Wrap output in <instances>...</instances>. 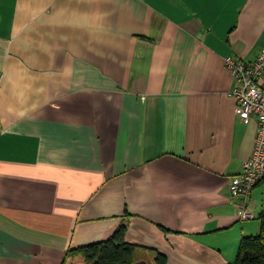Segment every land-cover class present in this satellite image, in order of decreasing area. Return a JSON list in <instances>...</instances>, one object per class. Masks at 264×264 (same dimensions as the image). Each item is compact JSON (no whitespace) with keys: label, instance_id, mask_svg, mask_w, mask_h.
<instances>
[{"label":"crops","instance_id":"1","mask_svg":"<svg viewBox=\"0 0 264 264\" xmlns=\"http://www.w3.org/2000/svg\"><path fill=\"white\" fill-rule=\"evenodd\" d=\"M263 49L264 0H0V264H61L121 223L138 259L230 264L264 179L240 219L257 121L224 56Z\"/></svg>","mask_w":264,"mask_h":264},{"label":"built area","instance_id":"2","mask_svg":"<svg viewBox=\"0 0 264 264\" xmlns=\"http://www.w3.org/2000/svg\"><path fill=\"white\" fill-rule=\"evenodd\" d=\"M224 63L235 82L231 95L236 102V113L241 118L254 117L257 121L252 152L244 159L242 169L232 176L230 182L231 195L239 203L237 215L240 219H246L254 216L248 207L250 192L264 179V89L258 83L264 74V49L252 60L227 54ZM1 77L0 71V80Z\"/></svg>","mask_w":264,"mask_h":264},{"label":"trees","instance_id":"3","mask_svg":"<svg viewBox=\"0 0 264 264\" xmlns=\"http://www.w3.org/2000/svg\"><path fill=\"white\" fill-rule=\"evenodd\" d=\"M259 230L240 238L235 258L230 264H264V212L259 216ZM126 224H119L106 239L69 248L61 264H132L138 259L139 245L125 239ZM153 264H166L165 255L156 252Z\"/></svg>","mask_w":264,"mask_h":264},{"label":"water","instance_id":"4","mask_svg":"<svg viewBox=\"0 0 264 264\" xmlns=\"http://www.w3.org/2000/svg\"><path fill=\"white\" fill-rule=\"evenodd\" d=\"M132 264H150L146 259L140 258L135 260Z\"/></svg>","mask_w":264,"mask_h":264},{"label":"rangeland","instance_id":"5","mask_svg":"<svg viewBox=\"0 0 264 264\" xmlns=\"http://www.w3.org/2000/svg\"><path fill=\"white\" fill-rule=\"evenodd\" d=\"M151 255H153V254H151ZM150 262L154 263L153 260H151ZM150 262H149V263H150ZM150 264H151V263H150Z\"/></svg>","mask_w":264,"mask_h":264}]
</instances>
